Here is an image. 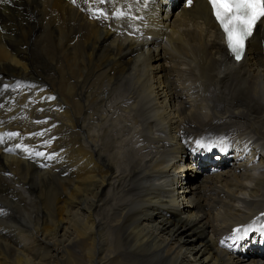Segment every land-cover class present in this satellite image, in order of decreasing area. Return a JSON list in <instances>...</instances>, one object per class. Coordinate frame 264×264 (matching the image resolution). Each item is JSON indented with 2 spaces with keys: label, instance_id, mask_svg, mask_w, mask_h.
Masks as SVG:
<instances>
[{
  "label": "bare ground",
  "instance_id": "obj_1",
  "mask_svg": "<svg viewBox=\"0 0 264 264\" xmlns=\"http://www.w3.org/2000/svg\"><path fill=\"white\" fill-rule=\"evenodd\" d=\"M107 3L0 2V264H264V19L236 62L206 0Z\"/></svg>",
  "mask_w": 264,
  "mask_h": 264
},
{
  "label": "snow or ice",
  "instance_id": "obj_2",
  "mask_svg": "<svg viewBox=\"0 0 264 264\" xmlns=\"http://www.w3.org/2000/svg\"><path fill=\"white\" fill-rule=\"evenodd\" d=\"M209 2L226 35L228 48L239 60L243 54L246 38L251 35L257 20L264 17V0H209ZM100 14L103 15L102 12ZM198 146L203 147V145ZM235 231L238 232L239 229Z\"/></svg>",
  "mask_w": 264,
  "mask_h": 264
},
{
  "label": "rangeland",
  "instance_id": "obj_3",
  "mask_svg": "<svg viewBox=\"0 0 264 264\" xmlns=\"http://www.w3.org/2000/svg\"><path fill=\"white\" fill-rule=\"evenodd\" d=\"M54 73H56V72H54ZM132 135V134H131ZM141 138H140V136H139V134H136L135 132H134V134L132 135V136H130L129 137V140H128V143L127 142H125L124 144H121V146L120 147H122V148H124L125 149V151L126 152H129V150L131 149V151H134V150H137L138 152H139V154H141V155H143L145 152H146V150H145V148H143V147H141V140H140ZM132 140V141H131ZM140 141V142H139ZM137 142H138V144H137ZM131 144V145H130ZM120 145V144H119ZM128 145V146H127ZM140 145V146H139ZM135 146V147H134ZM140 147V148H139ZM127 148V149H126ZM143 150H142V149ZM141 152H140V151ZM143 153V154H142ZM55 157V158H54ZM52 156V157H50L51 158V160H52V162L51 161H49L50 159H48V168L50 167L51 169V172L50 173H54V174H57L58 173V169L56 168V166L57 165H60V166H65V167H69L70 165L68 164L69 162V159L67 158V155H66V157H65V160H63L62 159V157L61 156H58V155H55V156ZM60 157V158H59ZM57 160V161H56ZM64 162V164L63 165H61L62 163ZM67 164H66V163ZM50 165V166H49ZM45 170H46V168H45ZM69 171V170H68ZM41 172V171H40ZM67 174V175H66ZM65 175H63L65 178L66 177H69V178H71V174H69V172H67ZM68 175H70V176H68ZM63 176H60V177H63ZM46 187H47V185H44L43 186V188L44 189H46ZM11 202V200L9 199V198H7V197H5V196H3V195H1L0 194V203L1 204H3V205H5L6 206V208L8 207V206H10V203ZM10 213H13V211H11ZM23 239V238H22ZM24 240V239H23ZM25 242L26 241H30V240H28V239H25L24 240ZM120 263H122V262H120Z\"/></svg>",
  "mask_w": 264,
  "mask_h": 264
}]
</instances>
